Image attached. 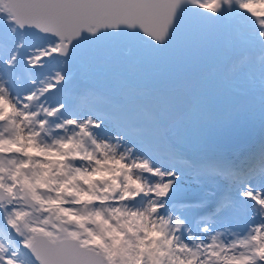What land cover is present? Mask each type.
I'll return each instance as SVG.
<instances>
[{"label":"snow or ice","instance_id":"snow-or-ice-1","mask_svg":"<svg viewBox=\"0 0 264 264\" xmlns=\"http://www.w3.org/2000/svg\"><path fill=\"white\" fill-rule=\"evenodd\" d=\"M0 264H264V0H0Z\"/></svg>","mask_w":264,"mask_h":264}]
</instances>
